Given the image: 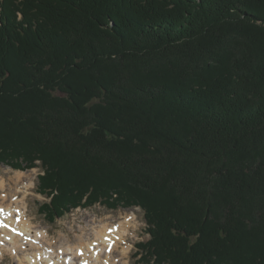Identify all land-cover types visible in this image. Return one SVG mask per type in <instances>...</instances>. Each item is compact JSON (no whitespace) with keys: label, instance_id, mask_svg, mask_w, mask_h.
<instances>
[{"label":"trees","instance_id":"1","mask_svg":"<svg viewBox=\"0 0 264 264\" xmlns=\"http://www.w3.org/2000/svg\"><path fill=\"white\" fill-rule=\"evenodd\" d=\"M1 164L139 206V264H264V0H0Z\"/></svg>","mask_w":264,"mask_h":264},{"label":"bare ground","instance_id":"2","mask_svg":"<svg viewBox=\"0 0 264 264\" xmlns=\"http://www.w3.org/2000/svg\"><path fill=\"white\" fill-rule=\"evenodd\" d=\"M30 179L31 174L22 175L16 171L14 176L8 178V184L4 179L0 180V209L3 210L0 213V242L5 241V248H9L11 253H21L23 261L28 260L30 264H112L117 261L112 258V252L116 250L115 244L122 243L128 236L129 228L133 225L132 216L123 217L115 225L101 223L91 229L92 237L88 233L87 236L79 235L76 239L66 241L62 236L56 248L48 238V230L34 229L25 213L26 189L20 191L18 188L28 181L31 184ZM110 238L114 240L113 245ZM122 248L119 255L121 260L129 246ZM36 255L43 260H36Z\"/></svg>","mask_w":264,"mask_h":264},{"label":"rangeland","instance_id":"3","mask_svg":"<svg viewBox=\"0 0 264 264\" xmlns=\"http://www.w3.org/2000/svg\"><path fill=\"white\" fill-rule=\"evenodd\" d=\"M16 171L22 175L31 174L32 183L29 181L24 184L22 188H18L20 191L25 190V213L30 218L32 226L38 228L39 230H48V238L56 247L62 238L67 240L76 239V236L83 235L87 236L89 233L92 237V228L98 227L101 223L116 224L120 220L125 219L126 216H132L133 225L129 228V234L124 238V241L119 244H115L116 250L112 252V258L117 260L112 262V264H139L138 259L140 254H138L136 243L145 241L148 238V234L145 231V223L143 219V212L139 206L131 208L119 207L114 210H110L101 206L99 204H94L88 208H76L64 216L57 218L53 223L47 222L43 215L40 214V204L46 201V198L41 194L37 193V182L38 174L40 173L39 167H34L25 170H15L11 167L1 164L0 165V180L4 179L5 183L8 184V178L14 176ZM33 171L32 173H30ZM1 195V190H0ZM5 201V200H4ZM13 218V217H12ZM132 220V219H131ZM92 235V236H91ZM63 236V237H62ZM62 237V238H61ZM84 238V237H83ZM5 241L0 242V264H30L28 260H24L21 257V253L15 254L9 251V248H5ZM128 247L129 249L121 260L120 252L122 247ZM57 248V247H56ZM28 249V248H26ZM137 250V251H136ZM32 253H30L31 256ZM34 254V253H33ZM33 260L34 259H30ZM36 260L42 261L43 258L36 255Z\"/></svg>","mask_w":264,"mask_h":264},{"label":"snow or ice","instance_id":"4","mask_svg":"<svg viewBox=\"0 0 264 264\" xmlns=\"http://www.w3.org/2000/svg\"><path fill=\"white\" fill-rule=\"evenodd\" d=\"M3 212V210L2 209H0V213H2Z\"/></svg>","mask_w":264,"mask_h":264}]
</instances>
